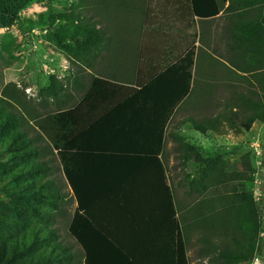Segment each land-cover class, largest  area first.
Here are the masks:
<instances>
[{
  "label": "trees",
  "instance_id": "obj_1",
  "mask_svg": "<svg viewBox=\"0 0 264 264\" xmlns=\"http://www.w3.org/2000/svg\"><path fill=\"white\" fill-rule=\"evenodd\" d=\"M140 1L97 0V4L100 11L106 7L111 13L110 7L119 4L132 13ZM157 1L143 3L146 29L152 28L147 15L156 8ZM203 1L190 0L196 17H203ZM226 1L229 7L225 11L239 20L261 10V16L247 20L262 23L260 42L264 47V0H213L217 9L207 17H216ZM40 23L60 49L77 61L92 55L102 57L104 51L122 43L121 39L113 40L109 26H103L100 18L88 19L80 10L51 15ZM56 23L72 27L67 34L69 41L60 32L52 33ZM145 37L137 68L149 64L151 73L139 91L125 87L124 78L118 75L111 79L94 76L84 96L67 108L73 95L59 75H69L70 71L61 69L58 57L53 55L44 64L56 72L46 75L43 71L48 81L40 91L44 99L39 104L33 102L32 106L27 102L24 92L14 84L3 89L0 184L14 185L7 192L14 206L10 211L12 216H0V236L9 230L7 235L13 238L0 243V264L81 261L71 248L60 243L54 229L52 213L59 211L66 216L60 205L70 199L50 179L54 168L45 160L49 152L58 158L77 203L68 233L82 252L83 264H190L180 212L162 158L170 119L192 89L195 50H188L180 60L162 62L154 57L147 61L144 53H151L156 44L147 47ZM247 42L252 45V48L247 46L248 52L258 45L255 39ZM237 61L229 64L240 72L264 70V65H250L244 53ZM124 92H135L130 100L135 102L132 109L124 108L123 103L103 105L107 95H124ZM239 100L242 101L238 105L241 129L248 131L256 122L264 124V94H244ZM51 105L57 110H50ZM183 123H190L202 135H228V129L221 130L223 122L218 120L200 122L189 118ZM231 123L237 126L233 120ZM178 141L181 160L197 167L188 175L192 192L203 187L208 194L204 203L210 204L215 216L205 217L212 222V230L223 228L228 233V244L212 264H242L244 254L260 246V236L264 233L259 204L247 189V184L254 180L251 155L247 154L242 162L244 172L232 174L226 171L224 163H229L224 156H206L201 147L182 136ZM40 201L47 203V208ZM194 207L193 212L199 205ZM45 210L49 216H41V224L39 216Z\"/></svg>",
  "mask_w": 264,
  "mask_h": 264
},
{
  "label": "rangeland",
  "instance_id": "obj_2",
  "mask_svg": "<svg viewBox=\"0 0 264 264\" xmlns=\"http://www.w3.org/2000/svg\"><path fill=\"white\" fill-rule=\"evenodd\" d=\"M144 2L145 0L137 2L134 9L139 10L140 4ZM0 5V96L7 85L14 84L24 92L27 102H30L32 106H34L33 102L39 104L44 99L40 91L47 85L48 81V78L43 75L42 69L45 56L49 53L58 57L61 69L70 71L69 75L65 73L59 75V79L66 87L70 88L73 95V100L67 104V108L73 107L84 95L85 88L94 76L102 74V77H112L115 73L120 74L123 68L131 71L135 69L137 50L135 47L137 46L135 34L137 35L139 32L137 28L140 23V17H138L136 11L130 17L126 7L121 8L119 4L118 6L112 4L113 7H110L111 4H109L108 7L111 9V13L106 7L100 11L97 0H0ZM138 5L139 7H137ZM79 10L83 11L84 14L86 13L88 19L100 18L103 26H109L113 40L121 39L122 43L116 45L113 49L104 51L102 57L92 55L78 61L70 59L54 42L52 35L46 33V29L40 21L42 18L47 19L51 15H64ZM10 14L15 16L11 17ZM71 29V26L56 23L52 27V33L60 32L61 36L69 41L68 30ZM48 30L50 31V29ZM130 37L133 38L131 41ZM217 65L206 72L208 78L205 84L201 85L199 80L196 79L195 88L205 90L209 96L207 95L208 99H206L207 108L196 111L194 117L200 122L205 119L223 122L221 130L223 128L228 129V134L232 135L231 138L226 139L229 143L226 144L224 137L220 138L217 133H209L205 136L206 139L198 136L202 140L201 142L192 141L188 137L194 138V134L197 133H194L189 125L185 127V131L180 133L191 144L200 147L201 143L205 147H201L204 155L224 156L229 163H224L227 168L226 171L232 174L244 172L242 162L245 156L250 154L248 152L252 153L254 156H251L254 180L252 183L247 184V189L254 195L255 201L259 204L264 223V184L257 185L255 183L258 174L264 180V124L256 122L248 131L240 128L242 121L240 108L235 110L233 106H230L229 93H224L220 89L218 81L221 68L219 64ZM110 72L114 73L110 74ZM241 81L246 87L247 80L243 79ZM245 92L246 94L249 93L247 88H245ZM50 110L56 111L57 109L55 105H51ZM235 113L237 116L234 117ZM231 120L237 125L236 127L232 126ZM172 126H170V134L165 142L164 162L180 212L190 264H212L211 261L228 244L229 237L226 236L228 233L225 234L223 228L216 229V231L212 230V222L205 217L215 216L210 204L208 202L204 203L208 194L204 193L203 187L197 190L196 193L192 192L193 190L188 183V175L193 174L197 167L185 163L179 158L177 143L171 135ZM258 142L261 149L259 155L254 152L255 145ZM41 146L43 147L45 144L42 143ZM46 156V162L54 168L50 179L58 185L62 194L68 195V199H70L68 203L65 202V204L60 205V209L67 213L66 216H62L59 211L52 213L54 216V229L59 235L60 243L71 248L73 253L81 259V261L79 260L73 264H83L82 252L68 233L69 223L74 211H76L77 203L65 179L58 158L52 152H49ZM259 164H261V168H259ZM236 180L239 181L237 177ZM13 187V184L3 186L0 184V216H12L10 211L13 210L14 202L7 192H10ZM40 204L47 208V203L40 201ZM194 205L196 207L199 205L195 212H193ZM46 212L45 210L40 213L41 224L43 221L41 216H49V214L46 215ZM8 231L5 230V236H0V243L5 239H13L8 237ZM257 255L261 260L259 264H264V233L260 236V246L255 251L246 252L242 264H256L255 258Z\"/></svg>",
  "mask_w": 264,
  "mask_h": 264
},
{
  "label": "crops",
  "instance_id": "obj_3",
  "mask_svg": "<svg viewBox=\"0 0 264 264\" xmlns=\"http://www.w3.org/2000/svg\"><path fill=\"white\" fill-rule=\"evenodd\" d=\"M191 6L190 0H158L156 8H153L147 15L152 27L147 29L144 27L146 16L145 6L142 3L139 10L135 8L134 11L131 10V12L133 11L132 13H129L131 17L136 11L138 17H140V23L137 28L139 32L137 35L135 34L137 44V46H135L137 49L136 62L138 60L137 57L139 56L145 34V40L147 39L145 44H147V47H150V45H153L154 43L156 44L151 53L148 51L144 53V60L147 61L152 60L154 57H156V60L158 59L162 62L180 60L188 50H195L191 92L174 111L165 136L166 142L168 135L170 134V126L173 125L171 135L177 143V150L179 144L178 137H184L180 132L185 131L187 125H191L190 123L184 124L183 122L189 118L195 119L194 113L196 111L207 108L206 99H208L207 95L209 96V94L205 90H197L195 88L196 79L199 80L201 85L205 84L208 78L206 72L211 68L213 69L214 66H218L217 64H219V67L221 68V75L218 81V83H220V89L224 93H229V105L233 106L235 110L239 107L238 105L242 103L239 98L241 95L243 96L246 94L245 88L248 89L249 93L247 94H264V70L253 73H243L229 64L230 61L237 63L238 58L244 53L246 61H248L250 65H262L263 67L264 47L260 42L262 41L263 25L260 22L247 20V17L261 16V10L256 14L245 15V19L239 20L236 15H230L225 11L229 7L228 1H226L224 9L213 18L207 17L211 16V13L217 9V5L213 0L203 1L202 6L204 8L201 10L203 13L201 16L203 17H196L193 14ZM131 39L133 38L130 37V41ZM248 39H255L258 42L255 49H251L252 52L247 51V46H251L252 48V45L247 42ZM243 48L244 51L242 50ZM135 66V69L132 71L130 69L124 70L125 68H123L120 74H113L114 72H110V74L123 77L124 82H126L125 87L139 91L144 87V84H146V78L149 77L151 70L149 64H140V68L138 69L137 62V65L135 64ZM101 75L102 74L96 76L102 77ZM103 78L111 79V77ZM243 79L247 80L246 87L242 83L243 81H241ZM134 93L135 92H124V95L117 96L107 95L103 98L102 102H104L103 105H118L123 103L124 108L132 109L133 103L135 102L130 100ZM192 131L194 130L192 129ZM194 133L199 135L194 134V138L188 137L190 140L201 142L202 140H200L199 137L206 139V135H202L196 131H194ZM223 137L227 142L226 144H228L229 141L226 139L231 138L232 135L228 134ZM200 147H203L201 143ZM165 148L163 150L162 161L166 169L164 162ZM248 153L253 156L251 152Z\"/></svg>",
  "mask_w": 264,
  "mask_h": 264
},
{
  "label": "built area",
  "instance_id": "obj_4",
  "mask_svg": "<svg viewBox=\"0 0 264 264\" xmlns=\"http://www.w3.org/2000/svg\"><path fill=\"white\" fill-rule=\"evenodd\" d=\"M46 33H47V32H46ZM51 55H54V54H52V53L47 54V55L45 56V60H48L49 57H50ZM52 60H53V59H52ZM52 60H51V61H52ZM43 71H44V73H45L46 75H53V74H55V72H56V70H55L54 68H51V67H50L49 65H47V64H44V65H43ZM254 152H255L257 155L261 154V149H260L259 142L255 145ZM259 168H261V164H259ZM255 183H256L257 185H262V184H264V180L260 177L259 174L256 176ZM255 263H256V264L261 263V260H260V258L258 257V255H257L256 258H255Z\"/></svg>",
  "mask_w": 264,
  "mask_h": 264
}]
</instances>
